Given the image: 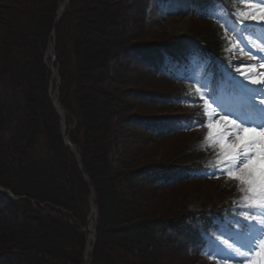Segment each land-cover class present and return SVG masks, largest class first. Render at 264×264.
Listing matches in <instances>:
<instances>
[{
  "label": "trees",
  "instance_id": "obj_1",
  "mask_svg": "<svg viewBox=\"0 0 264 264\" xmlns=\"http://www.w3.org/2000/svg\"><path fill=\"white\" fill-rule=\"evenodd\" d=\"M61 1L0 0V54L13 57V69L21 76L11 84L14 106L7 111L5 103L0 104V136L4 132L10 138L6 147L0 138V185L27 197L13 200L0 193V264H82L87 235L71 221L75 215L86 225L91 186L97 201V241L91 264H97L100 256L102 264H164L169 259L177 264H195L204 241L202 230L213 217L211 212L184 202L175 206L163 203L164 209L158 205L157 212L158 208L152 207L149 211V197L144 203L137 202L139 194L133 188L134 182L137 187L141 180L138 176L147 179L153 186L149 187L151 191L192 180L194 162L186 163L194 158V151L184 154V161L181 157L168 163L145 161L131 152L126 141L115 163L110 154L120 137L133 139L137 135L135 143L139 144L144 126L152 140L180 137L205 127L201 88L196 86L194 75L177 77L169 72L164 53L184 64L198 52L204 59L208 57L213 76L218 73L217 63L236 70L247 54L210 10L220 6L226 14L253 15L255 4L252 0H228V8L221 0H192V18L200 23L189 27L186 34L170 36L146 23L150 0L68 1L55 28L59 95L62 106L76 118L69 137L81 154L89 177L86 179L77 158L63 143L60 117L50 99L51 72L44 59ZM14 12L26 24L17 25L19 34L23 30L17 42L3 33L5 20ZM67 23L74 29L88 26L85 35L66 37ZM130 61L135 65V76L147 80L149 89L135 91L129 86L131 79L126 71ZM182 86L187 87V94L181 92ZM128 96L145 106H160L180 114L167 115L162 122L145 118L137 127L138 134L133 129L121 131L123 126L137 125ZM97 111L105 119L93 125L90 120ZM41 133L53 149L61 151L59 169L53 176L56 180L46 176L49 169H54L56 159L53 163L33 160V148L44 138ZM213 176L218 175L206 171L201 178ZM58 179L66 180L67 185H54ZM34 201L45 204L48 212Z\"/></svg>",
  "mask_w": 264,
  "mask_h": 264
},
{
  "label": "rangeland",
  "instance_id": "obj_2",
  "mask_svg": "<svg viewBox=\"0 0 264 264\" xmlns=\"http://www.w3.org/2000/svg\"><path fill=\"white\" fill-rule=\"evenodd\" d=\"M258 2H261V9L255 15V19L252 20L254 24L258 25L255 35L251 36L254 38L255 43L248 41L247 44L249 52L255 56L250 61H247V64L237 71L236 74L229 73V70L222 68L219 64L223 75L226 76L228 81L230 80L235 84L239 91L238 95H233L232 92L228 93V82L227 84L223 82L218 91L208 98L205 103L206 124L202 130L189 132L180 137L162 140L153 138L152 140L144 126L139 144L135 143L137 135H134L133 139L120 137L118 140L119 144L113 148L110 154L111 160L115 163L127 141L130 142L131 152L134 155L138 154L140 160L156 159L168 163L169 160L177 161L175 158L179 159L181 157L180 160L184 161V154L194 151L196 155L187 162L202 161L205 168L224 169V175L221 179L192 178V180L184 183H174L171 186L160 189V191L156 189L151 191L149 187L153 188V186L148 184L147 179L144 181L139 176L138 178L141 180L138 182L137 187L136 182L133 184V188L137 191L136 194H139L136 197L137 202L142 200L140 203H144L146 202L144 199L149 197L148 205L150 207H147L149 211H151V207L152 209L158 208L156 207L158 205L161 206H159L160 209H164L166 207L164 204L170 203V206H175L177 202H184L193 208H198V206H204V208H207L206 206H217L219 208L228 206L232 209L241 207L250 212L248 214L232 212L231 220H235L240 224V227L237 228L228 226L226 220L219 221L217 219L215 222L218 226L213 227L212 230L206 233L208 243L203 249L201 257L194 262L195 264H264V29H262L264 28V0H259ZM68 5L66 3L64 12ZM131 5H133L132 1L129 2V7H132ZM190 10V0H151L146 13V23L161 34L164 32L170 36L186 34L189 27L197 26L200 23L192 18ZM136 21L138 22V19ZM21 22L25 24L21 15L17 12L11 13L9 19L5 20L6 30L3 33L6 38L9 36L11 42L21 41L20 37L23 30L21 34L18 33L20 30L18 26L21 25ZM67 24L64 33L66 37H69L70 34H73V38L76 35H85V28L88 27L83 25L81 29L80 27L74 29L72 23ZM131 27L133 28V24H131L130 29H132ZM11 28L14 30L12 33L9 30ZM50 37L52 41L49 42H52L55 51V30L53 34L50 32L49 39ZM49 52V47H47L44 59L50 65L48 67L51 72L50 99L51 94L55 93L58 102L61 104L59 67L56 61H51ZM13 62V57L0 54V104L3 105L5 103L7 111L8 109L10 110V107L12 108V105L14 106L12 102L14 100L11 98L14 89L11 84L14 80L21 79L20 74L13 69ZM167 62L169 61L167 60ZM200 64L194 58L187 68L188 70H196L195 68L200 66ZM128 65L130 69L126 73L131 79L129 86H132L135 91L149 89L150 83L147 80H138L135 76V72L132 71L135 65L132 61L128 62ZM170 68L176 70L178 74L184 70L183 67L177 66L176 62L171 63ZM181 92L188 93L186 86L181 87ZM127 99L129 105H131L129 106L130 111L137 116V125L131 128L123 126L121 131H131L133 129L132 131L138 134L139 131L137 130L139 129L137 127L143 124L145 118L153 122H162L160 120L165 118V116L174 117L180 114L176 110L160 106H145L131 96H128ZM251 99L257 100L255 101L256 103L247 104ZM230 104H234L237 108ZM256 104L258 107H256ZM63 110L65 119L71 121L67 123V134L69 137L70 131L76 127V118L65 107H63ZM97 113L90 120L93 125L105 119L104 114H100L99 111ZM142 115L143 117H140ZM60 131L65 147L74 155L72 148L65 143L62 126ZM131 135L132 133L130 132L129 136ZM41 136L44 138L41 139L38 146L33 148V160L49 163H53L55 159L57 160L54 169H49L46 172V176H49L50 180L51 176H55L57 165L60 163L57 158L61 156V151L57 152L52 148L50 141L46 139V135L43 136V133H41ZM145 136L148 139L145 140ZM0 138L4 147L10 146L8 135L5 136L3 132ZM144 141H148L149 144L143 146ZM73 144L77 147L75 143ZM172 157L174 159H171ZM166 160L168 161L166 162ZM138 178L136 179L137 181ZM52 179L56 180V177ZM66 182L64 179H58V182L54 185H67ZM155 190L157 193L153 192ZM34 203L37 202L34 201ZM38 205L41 209L48 212L49 208L45 204ZM157 210L159 208L156 209V212ZM71 222L75 224V227L79 226L80 232H85L86 227L83 226L77 216L74 215ZM86 235L88 237L87 232ZM103 236L105 235L103 234ZM103 240H111V238H104ZM100 258L101 256L97 260V264H102L99 263ZM163 262L164 264H177L173 259ZM181 264H187V262H182Z\"/></svg>",
  "mask_w": 264,
  "mask_h": 264
},
{
  "label": "water",
  "instance_id": "obj_3",
  "mask_svg": "<svg viewBox=\"0 0 264 264\" xmlns=\"http://www.w3.org/2000/svg\"><path fill=\"white\" fill-rule=\"evenodd\" d=\"M64 5H66V3H65ZM61 14H62V13H61ZM61 14H59V12H58V14H57V18H56V21H57L58 18L61 16ZM55 26H56V22L54 23V26H53V27H55ZM51 52H52V54H53V60H54V59H55V55H54V51H53L52 48H51ZM52 102H53L55 108H57L59 114H61L60 111H59V106H58V104L55 102L53 96H52ZM62 120H63V117H62ZM63 133H64V139H65V141H66V140L68 139V134H67L65 128H64ZM66 144H67V146H70V147L72 148V150H73V152H74L75 154H77V151H76L75 147H74L72 144L67 143V142H66ZM77 155H78V154H77ZM78 158H79V160H80L79 155H78ZM92 205H93V208L95 209V207H96V201H95V199H93ZM90 259H91V254H90L89 258L87 259L86 264H89Z\"/></svg>",
  "mask_w": 264,
  "mask_h": 264
},
{
  "label": "bare ground",
  "instance_id": "obj_4",
  "mask_svg": "<svg viewBox=\"0 0 264 264\" xmlns=\"http://www.w3.org/2000/svg\"><path fill=\"white\" fill-rule=\"evenodd\" d=\"M151 2V0L149 1V3ZM149 5V4H148ZM64 9V2L61 3V6L59 7V14H61L63 12ZM60 107V106H59ZM60 111H63V109L60 107L59 108Z\"/></svg>",
  "mask_w": 264,
  "mask_h": 264
}]
</instances>
